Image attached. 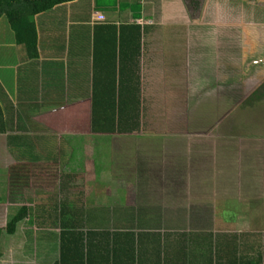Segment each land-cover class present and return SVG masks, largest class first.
Returning a JSON list of instances; mask_svg holds the SVG:
<instances>
[{
	"label": "crops",
	"instance_id": "0c3cea01",
	"mask_svg": "<svg viewBox=\"0 0 264 264\" xmlns=\"http://www.w3.org/2000/svg\"><path fill=\"white\" fill-rule=\"evenodd\" d=\"M132 1L114 0V3L110 4L106 0H73L57 5L45 14L36 15L38 54L33 58L27 57L25 52L20 50L9 24L11 34L6 37L9 39L7 42H3L4 37L0 32V102L7 109L1 123L12 126L0 132V220H8L11 212L17 211L22 204L31 206L32 214L39 212L40 215L23 219L17 224L13 235H4L2 264L9 260L12 249L17 254L14 262L16 264H26L32 259L34 264H52L60 260L58 245L62 231L60 227L54 226V218H48L46 211L51 209V204L62 202L76 204V211L70 206L73 222L71 225L76 227L77 223L80 226V222H83V225L81 230L72 229L71 232L74 236L81 232L84 238L90 237L96 245L88 250L95 253L92 257L94 264H98L99 252L103 253L104 261H101V264L111 263L112 250L102 248L101 245L106 244L108 240L113 244L112 234L115 233L119 235L116 239V264H125L128 261L125 255L127 250H130L132 256L131 264H217L220 260L219 254L223 256L224 253H229L224 244L229 245L227 246L230 252H236L237 256L243 258L257 261L261 256L260 264H264V250L255 243L257 235L264 237V227L255 229L254 222L244 226L238 213L227 221L234 226L238 223L237 230L222 231L217 228L222 224L221 219H224L217 217L216 205L213 206L212 203L205 207V204L199 201H204V197L208 196L205 191L199 189L201 186L198 177H193V183L191 180L176 183V187L188 190L185 192L181 208L154 207L149 201H144L152 198L153 193L143 191L142 198L137 187L140 184L139 168L144 166V162L132 166L123 161V156L131 153L120 147L116 153L120 152L122 157H117L115 166L110 165L111 160L105 155L107 149L93 148L89 140L98 137L111 138L113 134L93 133L91 118L87 123L89 133L80 132L79 128L72 125L76 123L74 120L80 121L74 113L77 104L81 107L89 106L91 114L94 76L93 31L94 26L99 23L94 21L98 14L105 16L107 24L117 26L142 18L141 26L148 30L142 37V54L137 71L140 83L142 66L150 60L149 68L159 76L157 91L168 93L176 89L186 96L185 99L194 102V108H209L210 102H202V95L201 100H198L197 95L213 92L210 84L212 76L222 78L221 72L225 63L221 52L224 51L223 44L229 51L225 42L227 36L231 38L233 33L238 38L241 29L242 38L232 42L242 46L247 44L244 39H250L254 34L264 38V0H203L200 11L192 21L184 0H135L134 3H141L140 11L134 8ZM236 7L244 9V12L247 10L245 15L234 16ZM137 13H140L138 18L135 17ZM148 13L150 17L145 16ZM159 15L160 17H157ZM223 15L226 18L224 20ZM148 22H154L155 27L153 24L147 25ZM207 25L214 27L208 29ZM233 29L236 33L232 32ZM169 70L175 72L170 73ZM166 76H171V79L165 78ZM160 77L165 79L162 81ZM167 84L168 90L164 89ZM187 114L189 115L188 112ZM68 120L65 129H61L60 126ZM114 135L119 137L136 134ZM58 136L72 140L68 142L71 144L75 140L76 144L69 147L64 145L63 148L62 144H57L61 142ZM188 136L191 135L182 134V153L186 154V160L195 163V156L198 154L194 152L193 147L200 144L196 139L192 142ZM165 139L163 138L164 141ZM169 140L165 145L168 147V154H178L175 145L169 144L173 143L174 139ZM88 147L94 149L91 153L92 160L102 164L96 165L92 162L87 167L93 168V172L81 168L79 172V164H73L82 162L87 154L84 149ZM142 147L139 144L134 149L131 146L129 148L137 155L136 157L132 154L137 161L143 158L142 154L152 158L157 155L156 145L148 143L149 148ZM139 155L141 158H138ZM56 159H60L58 165L54 163ZM29 165L36 166L37 169L36 186L33 187L36 196L28 194L31 176ZM47 169L51 171L50 174ZM26 170L28 180L23 176ZM232 170L229 169L228 173ZM189 171L196 173L201 169L190 164L185 170L174 169L172 172L186 174ZM146 174L143 176L148 179ZM1 184H5L7 188L2 190ZM26 184L27 187L23 188ZM151 185L154 186V182L146 180L143 187ZM10 188H14L18 197L11 203L8 201ZM99 188H102L101 191H96ZM196 188L199 190L196 191ZM22 189L23 193L20 192ZM82 190L85 193L82 194ZM191 197H196L197 202H193ZM107 199H111L112 208L103 205ZM262 200L257 202L255 210L264 209V198ZM199 203L201 208L197 205ZM250 203H253L252 197L250 202L247 200L246 206ZM31 219L45 224L41 230L43 233L39 234L41 240L37 242L36 255L32 238L38 235V228L36 223H28ZM111 221H118L120 225L117 230L109 228ZM259 221H264L262 215ZM197 224L202 226L187 228ZM3 225L5 226V223L1 221V229ZM28 249L32 251L29 252Z\"/></svg>",
	"mask_w": 264,
	"mask_h": 264
},
{
	"label": "rangeland",
	"instance_id": "374dc122",
	"mask_svg": "<svg viewBox=\"0 0 264 264\" xmlns=\"http://www.w3.org/2000/svg\"><path fill=\"white\" fill-rule=\"evenodd\" d=\"M232 1L234 2L236 0ZM106 2L113 4L114 0H106ZM245 12L244 9L236 7L234 16H244ZM1 23L4 26L6 25L7 28L6 17L1 20ZM222 58L224 59V63L228 65L229 52L224 51ZM150 63V60L145 62L142 66L143 70H141L142 81L140 83V93L143 100L142 107H144L139 120V131L134 133L136 135L131 136L117 137V135H114L117 133H113L111 138L98 137L91 139L89 140L91 142L88 141L90 146L98 148L99 150H105L106 148L107 152L105 155L111 160L110 165L112 166H115L117 157L121 158L123 155L120 152L117 153L121 155L116 153L120 147L125 148V152L128 151L131 153V155L123 156V161H127L132 166L137 164L141 165L144 162V166L139 168L138 180L140 184L137 187L139 188L140 196L143 191L148 194L153 193L152 198L144 199V201H149L154 207L169 206L167 209H170L175 206L181 208L184 203L182 201L185 199V192H188V190L176 187L175 185L178 182L185 183L184 181L190 180L191 182H195L193 177L196 176L201 186L199 189L205 191L208 196V198L204 197V201H199L204 203L205 207L212 203L213 206L216 205L218 207L216 209L217 217L224 219V221L221 219L222 224L218 225L217 228L222 229V231H229L230 229L237 230L239 227L238 223L234 226L231 223H227V221L229 218L236 217L238 213H240V221L244 226L252 224V222L255 225H261L259 218L260 215H264V209L255 210V205H258L257 202L263 201L262 199L264 198V102L256 104L253 107H247V105L243 107L240 100L252 95L262 83L250 91L246 90L240 82L229 84L228 87L223 86L221 95L218 96L219 98L216 96L212 97V93L207 95V97L211 98L210 101L212 100L209 103V108L203 106L194 108V102L185 99L186 96L176 91V89L168 93L157 91L156 84L157 77L159 76L157 72L149 68ZM169 72L174 73L175 71L169 70ZM160 78L162 81L165 79L164 77ZM168 78L171 79V76ZM164 89H169L168 84ZM214 99L218 103H214ZM74 113H76L75 115L80 121L77 122L74 120L76 123L72 124L74 125L73 127L79 128L78 131L80 132H88L89 125L87 123L91 118L90 107H81L80 104H77ZM67 123H69V120L61 125L60 128L65 129ZM188 133L191 135L188 137L192 142L196 139L198 144H200L198 147H193L194 152L198 154V156H195V163L192 160H186V154L182 153L181 149L183 148L181 146L182 134ZM58 137L61 142H57V144H62V147L64 145L69 147L72 144H76L75 140L71 144L68 142L72 140L68 141L63 139V137ZM163 138H166L165 141ZM169 139H174L173 143L169 144L175 145L178 154H168L169 150L165 145L170 141ZM148 143L157 146V149H155V154L157 155H154V158H152V156L149 157V155L142 154L143 158L140 157L141 155L138 156V158H141L140 160L137 161L134 159L132 154H136L131 149L129 150L130 146L134 149L135 146L141 144L143 146L142 148L147 149L149 148ZM85 150L87 154L82 162H75L73 166L79 164L77 166L79 172V168L88 169L93 172V168H88L87 165L90 166L92 162L96 165L102 163L92 160L91 153L94 149L88 147ZM148 150L154 153L153 150ZM66 153H69V151H66ZM65 159L67 158L65 157ZM58 160L60 159H56L54 162L56 165H58ZM190 164L198 166L201 171L196 173L189 171L186 174L172 172L174 169L182 170L184 168L185 170L186 167H190ZM29 167L31 169V176L29 175L30 189L28 194L29 196L31 194L36 196L33 187L36 186L35 178L37 169L36 166L29 165ZM229 169H233L232 172L228 173ZM27 170L23 174L25 177ZM47 171L50 174L51 171L49 169ZM57 173L55 172V174ZM72 173L77 172L72 171ZM143 174H146L148 179ZM26 179L28 180L27 177ZM146 180L154 182V186L151 185L144 188L143 186ZM1 185L2 190L7 188L5 184ZM24 187H27V184L23 185ZM101 189H96V191H101ZM199 189L196 188V191ZM16 190L18 189L16 188ZM20 192L23 193V189ZM81 193L83 194L85 191L82 190ZM250 197H252L253 203L246 206L247 200L250 202ZM191 198L193 202H197L195 200L196 197ZM110 201L111 199L105 200L103 205L112 208ZM87 202L91 204L90 201ZM74 205L76 204H72V206ZM197 205L200 208L202 207L200 203ZM12 215L13 212H11ZM8 220H0V222L2 221L6 225ZM199 226L202 225H191L187 228H197ZM4 228L5 226L3 225L2 229L4 230ZM16 258L17 254L12 249L9 260L4 262V264H13ZM26 264H34L33 259L32 261L26 262Z\"/></svg>",
	"mask_w": 264,
	"mask_h": 264
},
{
	"label": "trees",
	"instance_id": "16d2710c",
	"mask_svg": "<svg viewBox=\"0 0 264 264\" xmlns=\"http://www.w3.org/2000/svg\"><path fill=\"white\" fill-rule=\"evenodd\" d=\"M70 1L73 0H0V32L4 37L3 42L9 40L6 37L9 36V33L11 34L12 29V34L20 50L25 52L29 58L36 57L38 54V30L35 16L45 14L48 10L53 9V7ZM134 1H132V5H134L137 11H140L141 3H134ZM139 16L140 13L135 14V17L138 18ZM5 17L8 22L7 28L6 25L4 26L1 23V20ZM97 24L94 26L93 31L94 76L91 94V130L95 134L106 135L138 132L140 127L139 120L142 116L144 106L142 107L143 100L140 93V79L137 71L140 66L142 54L143 33L147 32L148 29L136 22L120 24V26L104 22ZM2 29H6V31L4 32ZM118 63L119 68H117ZM254 100H264V82L250 96L248 101L255 102ZM244 104L243 107L246 106ZM5 110L7 109L0 102V132L5 131L7 127L12 128V126L1 123ZM8 199L10 203L18 199L14 188H10ZM70 206L72 204L68 202L51 204V209L46 211L48 218H54L52 220V223L55 224L54 226L60 227L62 231L58 245L60 260L52 264H94L92 257L95 253L88 252V250L96 247V245L90 240V237L84 238L81 232H77L75 236L72 235L74 233L71 230H77L78 228L81 230L83 222L79 223L80 226L76 222V227L71 225L73 222L70 215ZM74 207L75 205L71 208L76 211ZM32 212L31 206L22 204L10 216L4 230L0 228V264H2V258L4 256V235H13L20 221L25 218L30 219V216L39 215V212L35 214H32ZM260 222L261 225H255V229L264 227V221ZM28 223L37 224L38 229L36 233L38 235H34L32 238L33 244L35 243L34 253L36 255L37 242L41 240L39 234L43 233L41 230H43V225L45 224L42 221L35 222L33 219L28 221ZM119 225L118 221H111L109 228L117 230ZM112 235L113 244H110V240H108L106 244L101 246L102 248L112 250L113 259L110 264H116V239L119 235L118 233ZM255 243H258V247L264 250V237L262 235L259 234L256 236ZM224 245L229 253H224L223 256L219 254L220 260L217 264L261 263V256L258 259L259 261H253L237 256L236 252L229 251L228 244ZM28 251L31 252L32 250L28 249ZM102 254L101 252L98 254V264L104 261ZM125 255L128 260L125 264H131L132 256L130 255V250H127Z\"/></svg>",
	"mask_w": 264,
	"mask_h": 264
},
{
	"label": "water",
	"instance_id": "95a60500",
	"mask_svg": "<svg viewBox=\"0 0 264 264\" xmlns=\"http://www.w3.org/2000/svg\"><path fill=\"white\" fill-rule=\"evenodd\" d=\"M225 19L223 15V20ZM213 25H207L206 28H212ZM240 30V36L237 38L231 33V38L228 35L225 39L226 45L229 47L228 49H225L226 46L223 44L224 51L229 52V63L228 67L226 64L223 66V70L221 72L222 78L214 75L210 78V84L211 88L213 89L212 97L221 95L222 87H228L229 84H233L236 82H240L243 87L250 91L255 88H257L261 83L264 82V38H261L260 36H251V38L244 39V42L247 44L241 45V44H235L236 39H241V29ZM232 32L236 33V31L233 29ZM223 51V52H224ZM221 52V55L223 54ZM227 68H226V67ZM226 70V71H225ZM216 88V90H214ZM202 95V102L208 101L211 102L205 93H201L197 95V99L201 100ZM216 102V99L213 101Z\"/></svg>",
	"mask_w": 264,
	"mask_h": 264
},
{
	"label": "flooded vegetation",
	"instance_id": "af4514ba",
	"mask_svg": "<svg viewBox=\"0 0 264 264\" xmlns=\"http://www.w3.org/2000/svg\"><path fill=\"white\" fill-rule=\"evenodd\" d=\"M202 2H203V0H184V5H185V7H186V9H187V12H188V14H189V17H190V20L192 21V19H194V17L195 16H197V14H198V12L200 11V8H201V5H202ZM151 11V10H150ZM150 13V12H149ZM149 13L147 14V17H150L149 16ZM162 12L160 11V14H161ZM157 17H160V15L159 16H157ZM147 24V23H146ZM149 24H153L154 25V27H155V23L154 22H148V24L147 25H149ZM250 96L251 95H249L248 97H244L243 99H241L240 100V102H242V106H243V104L246 102V101H248L249 100V98H250ZM264 101H262V100H257V101H255V102H247L246 104H244V105H247V107H253L254 105H256V104H260V103H263Z\"/></svg>",
	"mask_w": 264,
	"mask_h": 264
},
{
	"label": "built area",
	"instance_id": "2783aa9c",
	"mask_svg": "<svg viewBox=\"0 0 264 264\" xmlns=\"http://www.w3.org/2000/svg\"><path fill=\"white\" fill-rule=\"evenodd\" d=\"M105 20H106V18H105L104 15L98 14L94 21H96V22H104ZM137 21H138V23L142 22L141 19H138Z\"/></svg>",
	"mask_w": 264,
	"mask_h": 264
},
{
	"label": "clouds",
	"instance_id": "9594fccd",
	"mask_svg": "<svg viewBox=\"0 0 264 264\" xmlns=\"http://www.w3.org/2000/svg\"><path fill=\"white\" fill-rule=\"evenodd\" d=\"M139 19H141V21H142V18H139ZM135 22H137V19H136ZM104 23H107V20H105ZM142 23H143V22H141V23H139V24H142Z\"/></svg>",
	"mask_w": 264,
	"mask_h": 264
}]
</instances>
